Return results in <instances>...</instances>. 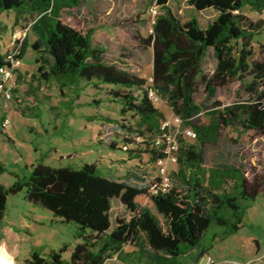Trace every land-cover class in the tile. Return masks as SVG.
<instances>
[{"label":"trees","instance_id":"16d2710c","mask_svg":"<svg viewBox=\"0 0 264 264\" xmlns=\"http://www.w3.org/2000/svg\"><path fill=\"white\" fill-rule=\"evenodd\" d=\"M156 2L161 12L154 19L152 32L136 35L141 45L152 50L150 80L112 60L107 47L94 39L95 29L62 19V11L73 10L80 0H0V12L13 9L16 19L36 16L31 26L37 38L31 43L23 40L21 56L30 45L37 53L39 78L53 82L62 92L71 91V101L79 97L83 81L112 85L110 94L121 104V114L130 113L135 118L136 128L122 126L140 135L148 131L152 139L159 134L163 119V112L148 95V88L153 87L183 119V126L196 132L193 142L180 136L178 168L172 171L171 188L151 195L161 218L137 201L149 187L130 184L96 162L53 164L45 161V154L29 166L27 174L11 171L15 180L10 185L0 183V223L8 195L25 189L30 201L40 203L63 222H75L76 237L81 239L69 259L62 255L67 245L48 253L42 246H34L27 264H105L113 256L125 264H181L182 258L199 248L187 262L196 264L207 251L201 240L210 226L220 228L223 237L237 232L247 210L264 192V163L252 167L250 177L248 165H206L203 150L206 143H215L222 130L235 123L264 136V54L257 56L252 45L261 27L244 13L246 7L264 13V0H190L195 10L216 11L205 26L196 15L182 21L170 0ZM210 49L216 65L206 73L203 62ZM234 82H239L247 97L223 105L216 99L218 90ZM25 85L38 105V89L31 83ZM200 87L214 99L208 107L196 100ZM202 114L205 120L200 118ZM90 118L109 120L103 115ZM135 135L126 138L128 144L136 142ZM144 151L150 166H156L164 156L149 141L145 150L129 149L130 158L142 160ZM5 169L0 161V172ZM136 169L131 172L139 177L144 169L140 173ZM115 197L131 216L117 218L113 226Z\"/></svg>","mask_w":264,"mask_h":264},{"label":"rangeland","instance_id":"374dc122","mask_svg":"<svg viewBox=\"0 0 264 264\" xmlns=\"http://www.w3.org/2000/svg\"><path fill=\"white\" fill-rule=\"evenodd\" d=\"M169 5L182 21L196 15L203 26L216 15V11L212 9L195 10L190 0H170ZM153 8L157 9L156 13ZM160 12L161 8L156 0H80V4L73 10L62 11V19L79 27L95 29L94 39L107 47L108 56L112 60L149 79L153 72L152 50L141 45L136 35H149L153 30L154 19ZM244 13L249 20L261 27V32L255 35L252 45L257 56L263 55L264 13L249 7L244 9ZM35 17L34 14H27L16 19L13 9L0 12L1 56L11 49L13 43L22 46L25 38L29 43L37 38L31 26ZM36 55V51L29 45L19 66L24 73V79L18 81L16 98L8 105L0 102V118L5 114L10 119L6 126L0 121V127L7 129L13 140L0 131V161L6 166L0 172V183L10 185L15 180L11 171L25 175L29 172V166L45 154V161L53 164L71 162L80 165L84 162H96L130 184L149 187V192L140 194L137 201L161 218L152 201L150 190L151 184L158 178L157 167L147 165L146 151L143 152L142 160L131 159L129 155V149L145 150L152 134L146 131L142 134L144 141L128 144L126 138H132L138 132L130 133L122 124L136 128L135 118L130 113L121 114V104L110 94L112 85H95L94 81H83L79 97L71 101V91L65 89L62 92L53 82L39 78ZM215 65L216 58L210 49L204 59L203 70L211 73ZM250 79L249 76L247 80ZM28 81L37 86L38 105L25 93V82ZM195 97L198 103L207 107L214 100L208 98L202 87L198 89ZM246 97L247 94L239 82H234L219 89L216 99L225 105ZM154 104L163 112L162 121L172 118L174 112L165 99L162 98ZM92 115H103L109 117V120L92 119ZM200 118L205 120L203 114ZM238 125L235 123L234 126L224 128L215 143H206L203 146L205 161L208 166L222 163L248 165V175L251 177L252 167H261L264 163V136H258L252 130H244ZM186 138L195 141V138ZM134 168H137L138 173L144 169L143 173L139 177L134 176L131 172ZM169 168L172 172L178 165L170 164ZM130 216L131 211L120 198H113V226L117 218ZM76 231L75 222L61 221L40 203L30 201L23 189L8 195L6 211L0 223V246L7 250L15 264H27L26 258L30 256L34 246H42L44 252L48 253L52 249L67 245L69 248L62 255L69 259L71 250L81 240L76 237ZM221 232L220 228L210 226L203 234L201 241L207 246V251L200 258V263L196 264H264V257L252 263H246L248 259L234 258L235 255L242 256L241 244L247 228L242 229L241 226L237 232L224 237ZM125 248L131 249L132 246L126 245ZM198 249L192 255L182 258L181 264H187L191 256L197 254ZM208 256L213 259L210 263L206 262ZM105 264L125 263L113 256Z\"/></svg>","mask_w":264,"mask_h":264},{"label":"built area","instance_id":"2783aa9c","mask_svg":"<svg viewBox=\"0 0 264 264\" xmlns=\"http://www.w3.org/2000/svg\"><path fill=\"white\" fill-rule=\"evenodd\" d=\"M152 10L154 13L157 12L156 8ZM22 57L21 46L13 43L11 49L2 56V60L0 61V96L4 98L5 105H8L14 98V91L17 87L16 75L22 63ZM149 79L152 80V77ZM148 95L154 103H158L162 99L153 87L148 88ZM9 123L10 119L7 117L2 124L6 126ZM181 135L195 138L196 132L190 126H183V119L174 113L171 119H164L161 122L159 134L150 140L152 145L155 144L164 153V156L156 162L158 178L151 184L150 190L152 194L166 191L173 184L172 172L169 165L178 163ZM135 139L136 141H144V137L140 134L135 135ZM261 258L262 256L259 257V259ZM212 261L213 259L208 256L206 262L210 263Z\"/></svg>","mask_w":264,"mask_h":264},{"label":"crops","instance_id":"0c3cea01","mask_svg":"<svg viewBox=\"0 0 264 264\" xmlns=\"http://www.w3.org/2000/svg\"><path fill=\"white\" fill-rule=\"evenodd\" d=\"M16 79H17V87L16 90L14 91L13 100L16 98L17 92L19 90L18 81L24 79V73L21 71V69H18ZM25 83H31V85L37 89V86L33 85L32 82L28 81ZM24 90L25 93L28 94L25 88ZM0 102L1 103L5 102L2 96H0ZM2 118L5 119L7 117H5L4 114L0 118V121L3 123L4 119L2 120ZM0 129L2 133L7 134L8 137L11 139V141H13L12 138L9 136V132L7 129H4V127H0ZM244 218H247V220L243 219L242 229L247 228V232H245V234L243 235L244 239L241 244L242 256L235 255L236 257L234 256V258L236 259L242 258L243 260L248 259V261L245 262L252 263L257 260H261L259 259V257L261 256L264 257V192L261 193L256 198L254 204L247 210V213L245 214ZM221 261L223 262V260ZM198 262L200 263V260Z\"/></svg>","mask_w":264,"mask_h":264},{"label":"bare ground","instance_id":"6f19581e","mask_svg":"<svg viewBox=\"0 0 264 264\" xmlns=\"http://www.w3.org/2000/svg\"><path fill=\"white\" fill-rule=\"evenodd\" d=\"M0 264H15L7 250L0 246Z\"/></svg>","mask_w":264,"mask_h":264}]
</instances>
